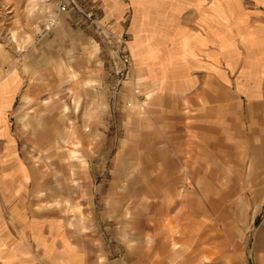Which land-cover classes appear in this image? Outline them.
<instances>
[{
	"label": "rangeland",
	"instance_id": "rangeland-1",
	"mask_svg": "<svg viewBox=\"0 0 264 264\" xmlns=\"http://www.w3.org/2000/svg\"><path fill=\"white\" fill-rule=\"evenodd\" d=\"M80 26L55 3L0 0V79L35 80L13 112L28 179L0 185V264H264V109L233 89L155 111Z\"/></svg>",
	"mask_w": 264,
	"mask_h": 264
},
{
	"label": "crops",
	"instance_id": "crops-1",
	"mask_svg": "<svg viewBox=\"0 0 264 264\" xmlns=\"http://www.w3.org/2000/svg\"><path fill=\"white\" fill-rule=\"evenodd\" d=\"M78 1L94 9L100 25L128 35L130 84L138 89L143 84L142 99L152 96L157 101L153 110L201 107V99L216 100L217 91L230 96L233 89L264 109V0ZM67 14H76L80 27L91 31L75 11ZM34 81L17 70L0 79V185L12 186L13 168L20 172L24 166L13 112L26 82ZM2 196V201L6 196L15 199L14 192ZM17 212L14 207L10 211L12 221L23 217V231L38 235ZM3 226L0 201V259L6 251Z\"/></svg>",
	"mask_w": 264,
	"mask_h": 264
},
{
	"label": "built area",
	"instance_id": "built-area-1",
	"mask_svg": "<svg viewBox=\"0 0 264 264\" xmlns=\"http://www.w3.org/2000/svg\"><path fill=\"white\" fill-rule=\"evenodd\" d=\"M44 3H55L59 12L69 13L75 11L86 22L88 29L102 36L107 47L110 46L113 75L117 77L118 82L125 81L126 75L129 74L132 61L129 52V38L127 34L118 35L111 31L109 26L100 25L99 18L96 16L94 9L78 0H43ZM139 94V91H138ZM140 95V94H139Z\"/></svg>",
	"mask_w": 264,
	"mask_h": 264
},
{
	"label": "bare ground",
	"instance_id": "bare-ground-1",
	"mask_svg": "<svg viewBox=\"0 0 264 264\" xmlns=\"http://www.w3.org/2000/svg\"><path fill=\"white\" fill-rule=\"evenodd\" d=\"M260 149L262 150V153H261V157H262V164H264V128L262 130V136H261V145H260ZM22 172V175H23V179L26 181L28 179V175H27V170L25 169L24 166L21 167V171L19 173ZM13 185H15V183H13ZM15 187V186H14ZM20 188H17L16 190H18ZM263 204H257V208H261ZM263 225L261 226V229H260V232H259V236L257 237V242L256 244L254 245V251L255 253H257V250L258 248L260 247L261 245V240H259V237L262 236L264 234V221L262 223ZM38 235L35 234V239L38 241Z\"/></svg>",
	"mask_w": 264,
	"mask_h": 264
}]
</instances>
